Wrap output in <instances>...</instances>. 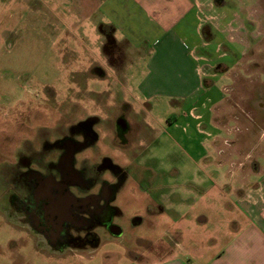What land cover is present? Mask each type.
<instances>
[{
    "label": "rangeland",
    "instance_id": "rangeland-1",
    "mask_svg": "<svg viewBox=\"0 0 264 264\" xmlns=\"http://www.w3.org/2000/svg\"><path fill=\"white\" fill-rule=\"evenodd\" d=\"M107 1L0 0V264H133L134 249L148 263L176 249L200 264V251L220 248L242 221L226 188L245 181V172L233 178L215 150L223 151L220 161L230 152L240 163L258 141L242 169L264 165L256 155L264 154V0H200L209 27L195 48L199 99L187 107L163 93L145 102L146 58L131 43L126 52L113 43L107 53L115 39L102 34L110 32ZM119 116L128 127L122 137L114 128ZM80 119L93 121L107 146L101 157L119 172L112 207L122 232L103 233L85 250L37 254L4 205L2 168L15 162L25 137L61 134ZM258 178L251 173L248 182Z\"/></svg>",
    "mask_w": 264,
    "mask_h": 264
},
{
    "label": "flooded vegetation",
    "instance_id": "flooded-vegetation-1",
    "mask_svg": "<svg viewBox=\"0 0 264 264\" xmlns=\"http://www.w3.org/2000/svg\"><path fill=\"white\" fill-rule=\"evenodd\" d=\"M57 126L53 130L62 128ZM114 128L122 137L128 127L119 116ZM49 133L25 137L15 162L2 168L4 205L34 238L36 253L85 250L96 246L103 233L119 236L118 212L112 207L119 172L101 157L107 146L93 121L80 119L61 134ZM141 221L134 217L135 223Z\"/></svg>",
    "mask_w": 264,
    "mask_h": 264
},
{
    "label": "crops",
    "instance_id": "crops-1",
    "mask_svg": "<svg viewBox=\"0 0 264 264\" xmlns=\"http://www.w3.org/2000/svg\"><path fill=\"white\" fill-rule=\"evenodd\" d=\"M105 8L108 11L105 27L109 26L107 28L113 32L117 43L124 50L131 43L138 56L145 55V74L148 75L140 83L145 102L159 93L180 98V103L186 104V107L193 104L194 98L199 99L201 76L195 48L200 47L209 27L199 16L200 0H108ZM101 22L98 24L103 25ZM127 58L126 53L125 60ZM157 77L161 82L155 80ZM258 106L262 108L264 102ZM257 145L258 141L251 144V153L243 156L244 160L240 163L238 157H233L230 152L227 161H220L223 151L215 150L217 162L219 165H228L227 171L233 178L245 172V181L238 184L235 180V186L226 188L237 198L236 209L241 213L242 221H235L237 227L228 233L226 243L220 248L200 251V264H264V165L254 162L251 168L246 166L242 169V162L246 163ZM256 155L264 156L263 151ZM251 173L257 174L258 180L248 182ZM137 250H128L133 264H189L177 255L176 249L167 250L150 263L144 260L146 257L140 260ZM206 252L210 255L203 257ZM146 254L144 252L143 255ZM155 254L152 252L149 255L158 257Z\"/></svg>",
    "mask_w": 264,
    "mask_h": 264
},
{
    "label": "trees",
    "instance_id": "trees-1",
    "mask_svg": "<svg viewBox=\"0 0 264 264\" xmlns=\"http://www.w3.org/2000/svg\"><path fill=\"white\" fill-rule=\"evenodd\" d=\"M100 26H101V25H100ZM102 27H103V25L99 28V30L102 29ZM102 30H103V29H102ZM109 31H110V32H107V33H106V32L103 33V31H102V34H103L104 36H106V37L109 36V37L111 38V40H112V39H113V38H112L113 36L111 35V30H109ZM108 34H109V35H108ZM106 37H105V38H106ZM113 43L119 46V44L117 43V41H116L115 39H113L112 41L109 42V45H108V44L106 45V46H107V49H109V52H107V53H110V54H111V52H113L114 46H116V45H113ZM103 47H104V45H103ZM110 50H111V51H110ZM104 51H105V50H104ZM104 51H103V52H104ZM113 53H114V52H113ZM104 54L106 55L105 52H104ZM114 55H115V54H114Z\"/></svg>",
    "mask_w": 264,
    "mask_h": 264
}]
</instances>
